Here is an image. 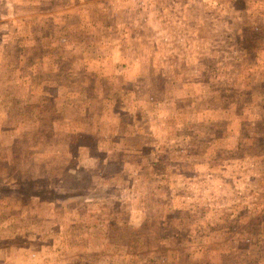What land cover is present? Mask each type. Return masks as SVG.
Masks as SVG:
<instances>
[{
	"label": "rangeland",
	"instance_id": "1",
	"mask_svg": "<svg viewBox=\"0 0 264 264\" xmlns=\"http://www.w3.org/2000/svg\"><path fill=\"white\" fill-rule=\"evenodd\" d=\"M241 13L256 47L264 0H0V264H264V152L206 146L264 88Z\"/></svg>",
	"mask_w": 264,
	"mask_h": 264
},
{
	"label": "trees",
	"instance_id": "2",
	"mask_svg": "<svg viewBox=\"0 0 264 264\" xmlns=\"http://www.w3.org/2000/svg\"><path fill=\"white\" fill-rule=\"evenodd\" d=\"M237 1V0H235ZM242 14V15H241ZM239 14L238 18L232 23L233 34L231 38L233 39V45L236 47V52L240 54L243 50H246V54L253 51L255 59L250 62L254 64L257 61V53L259 48L264 47V36L262 34L255 40V46L252 47V40H250V32L254 31L253 26L244 13ZM229 24V23H228ZM249 53V54H250ZM241 60L236 59L232 63L233 68L232 73L235 70H240ZM243 69V68H242ZM246 80L245 90L247 91L249 98L241 100L240 98L227 97V103L230 104L231 108L236 111L239 117V128L233 131V140L228 142H223L219 138L214 137L209 142H206L208 147L209 157H219L229 151H234L235 148H240L243 151H248L249 154L261 155L264 152V88L262 86V74H255L250 77V73L244 75ZM233 84L234 81H233ZM105 100V99H104ZM126 126V124H124ZM137 130L135 131V133ZM140 136L141 131L137 132ZM250 140L252 144L250 145ZM118 141V140H117ZM250 145V146H249ZM224 147V148H223ZM199 150H202L201 148ZM215 245L217 243H214ZM208 248V247H207ZM211 248V247H210ZM211 252V249H208ZM256 250L253 251L255 253ZM258 252V251H257ZM206 251L202 254L204 256ZM213 258V257H212ZM207 257V260H201L196 258V264H215L214 260ZM167 264V262H164Z\"/></svg>",
	"mask_w": 264,
	"mask_h": 264
},
{
	"label": "crops",
	"instance_id": "3",
	"mask_svg": "<svg viewBox=\"0 0 264 264\" xmlns=\"http://www.w3.org/2000/svg\"><path fill=\"white\" fill-rule=\"evenodd\" d=\"M77 46H81V43L79 42V43H77Z\"/></svg>",
	"mask_w": 264,
	"mask_h": 264
}]
</instances>
